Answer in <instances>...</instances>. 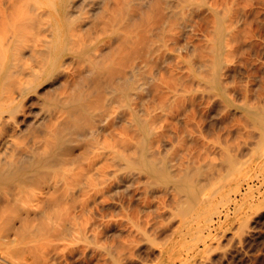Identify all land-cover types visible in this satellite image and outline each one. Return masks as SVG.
<instances>
[{"label":"bare ground","instance_id":"6f19581e","mask_svg":"<svg viewBox=\"0 0 264 264\" xmlns=\"http://www.w3.org/2000/svg\"><path fill=\"white\" fill-rule=\"evenodd\" d=\"M203 7L216 16L217 23L206 43L209 59H189L192 71L225 103L245 112L257 129L247 134L255 138L254 133L259 132L257 142L253 140V151L264 155V102L249 103L248 97V102L242 99L235 103L234 96L227 93L230 83L226 80L223 84L221 79L228 60L227 37L232 30L227 20L229 8L220 10L208 0H0V264H59L73 254L67 241L77 229L75 221L85 213L84 205L76 206L77 193L90 188L97 194L104 184L125 173L124 168L145 175L148 187L171 192V186L175 190L173 197L176 192L179 194L175 196L178 209L174 211L181 217L180 229L174 232L177 236L198 218L222 223L253 194V189L261 192L251 179L244 188L238 185L234 197L226 200L214 220L209 217L213 197L227 186L231 176L238 178L243 160L228 146L221 149L219 162L209 158L211 154L207 155L204 149L208 159L203 161L206 156L201 157L199 164L191 163L194 156H188L192 161L187 157L188 162L178 166L172 157L178 166L175 170L169 154L173 148L167 152L165 147L166 152L161 153V142L158 141L160 148L154 146L156 127L164 130L160 120L157 122L163 130L156 126L154 117L158 110L160 113L166 105L171 106L168 102H173L168 100L165 105L167 99H163L156 101L157 105H149V97L153 100L155 95L150 94L154 90H148L153 75L151 67H147L161 56L162 49H168L169 43H178L177 35L182 37L189 28L192 30L194 25L188 23L189 19ZM177 46L172 49H180ZM234 81L231 84L235 90ZM176 83L175 88L169 86L174 92ZM118 127L122 129L116 130ZM125 129L132 131V136L125 138ZM171 139L172 142L174 138ZM246 140L243 143L249 139ZM155 147L160 151H155ZM200 154H196L199 160ZM215 155L212 154L214 158ZM78 229L87 242L77 252L82 260L79 264H91V253L96 249L104 264L109 259L119 264L106 246L94 240L92 225L84 223ZM201 229L197 225L193 231L195 239L202 238ZM169 243H162L160 256Z\"/></svg>","mask_w":264,"mask_h":264},{"label":"rangeland","instance_id":"374dc122","mask_svg":"<svg viewBox=\"0 0 264 264\" xmlns=\"http://www.w3.org/2000/svg\"><path fill=\"white\" fill-rule=\"evenodd\" d=\"M208 1L213 3L220 10L229 8L227 20L229 21V25L231 23L232 30L227 37L228 46L226 57L228 60L222 69L223 77L221 75L223 84L226 80L227 83H230V85L227 84L228 95L230 97L231 95L232 97L234 96L232 99L235 100V103H241L242 99V102H248V97H250L249 101L251 99L252 102L250 101L249 103L260 102L261 104L264 102L262 101L264 98L261 97H264V0ZM200 11H197L198 13H193L194 15L198 14L197 17L196 15L194 17L192 14V18L189 19L188 23L190 25H194L192 30L189 28V31L181 34L183 35V38L177 35L176 39L179 40L177 43L179 46L177 47L180 49H172L177 44L169 43L168 49H162L161 51V53L163 52L164 54L162 53L161 56L158 55V57L150 63V66L147 67V70L151 67L153 75V80L148 83V90H154V92H150V94L153 96L155 95V98H159L158 100L155 98L152 100V98L149 97V105L151 103L152 105L150 106H154L155 104L157 105L158 103L163 102V99H167L165 100V105L168 100L173 102V104H169L168 102V106H171L167 107L166 105L167 108L165 107L166 111L170 108L169 113L167 111L168 115L166 113L164 114V109L162 112L160 111V113L158 110L156 116L154 117L156 119L155 124H158L156 126L161 127L159 124V122H161L162 127L164 128V130L162 127L160 129L163 130V132L158 131L159 128L156 127L155 131L158 132V135L155 134V138L153 137V140L155 139V142L153 141L154 146L156 145V147L160 148L162 145L160 149L161 153H165L166 150L168 152L169 148L171 151V148H173L172 152H169V154L171 158L175 156L176 162L172 158L173 163L175 162L178 166H183V161L185 163L188 162L187 159L185 161V158L188 156H194L195 159L193 158V161L191 157H188V160L191 159L189 161L196 164H199L200 162L202 163V159L205 156L207 158L205 157L203 161L208 159L209 156V158L211 157L213 161L216 160L219 162L221 157L220 151L226 146L229 147V150L233 154L238 156L240 161L243 160V165L241 166L238 178L235 179L236 176H231L233 178L230 177V179L225 183L227 186H225L213 197V202H211L212 211L209 212L211 216H208L212 217L214 220L217 219V212L219 210H223L225 207L227 203L226 200L234 197L235 189L238 185L240 186L242 184L240 187L243 186L244 188L246 181L251 179L252 182L260 187L259 189L261 192L253 189V194H249L246 201L237 205L230 218L224 220L222 223L213 224L208 220L206 221L203 217L198 218L195 223L193 222L191 227L182 228V232L177 236L174 232L176 229H180L179 220L181 217L176 213L178 209V203L176 202L178 198L176 197H178L179 194L176 192L174 194L176 197H173L175 190L171 186V192H166L161 188L157 189L153 186L148 187V185H145L147 180L145 175L138 174V172L134 169L132 173L130 169L124 168V176L121 172L117 176V181V177L116 179L112 178L113 180L104 184L107 187L103 185V189L98 191L100 194L98 192L95 194L94 190L92 191L90 188H88L87 191L77 193L75 197L76 206H78V204L79 206L84 205L85 213L75 221L74 226H76L77 229L72 232V237H70L67 241L68 249L75 252L68 255L65 259H60V262L58 260L59 264H79V262L82 261L81 256H78L77 252L82 251L83 248L86 247L87 242L82 238L78 227L84 225V223H87L88 226L92 225V233L95 236L94 240L106 246L119 264H264V155L259 154L260 152L256 153L253 151L255 150L254 145L256 144L254 141L257 142L259 139V132L254 133L255 138L253 134L251 136L250 134H247L252 133V130H254L255 127L249 122L245 112L234 105L232 106L225 103L219 97L217 92L209 89V85L198 77L197 72L194 73L192 71V67L189 62L190 60L192 61L193 59L192 62H194L197 59L203 60L207 59L208 56L210 57L207 51L208 47H206V43L207 39L212 36L213 27H215L217 23V18L213 13L206 11L204 7ZM214 23L215 26H213ZM228 76L230 80H228ZM233 80H235L234 82L237 84L234 85L235 88L239 89H235L237 91L234 90L232 85ZM174 82H177L176 85H178L176 86L178 88L175 92L174 89H171L175 85ZM179 82H181L180 86L178 84ZM199 84L200 86H203L200 87ZM187 88L189 91H192L188 92ZM168 92L172 93L169 94ZM174 93L177 94L174 96ZM258 94L259 96L261 94V96L256 98L255 95L258 96ZM165 95L167 96L165 97ZM169 95H171V97H175L174 101H171L174 97L170 99ZM242 96L244 98H242ZM256 99H258V101H256ZM209 102H211V104ZM221 102L222 104H219ZM223 107L226 108V111H224L225 108ZM161 113L163 114L161 115ZM180 116H182V118ZM242 121L245 123V126H247V129H244L245 126ZM250 127L254 128L250 129ZM237 128L240 129L242 135L244 134L243 137ZM241 128L245 131L242 132ZM119 129H122V127H118V129L116 128V130ZM256 130L254 131L256 132ZM123 131V134L126 136H124L125 138L132 136V131L126 129ZM237 132H239V134H237ZM256 134H258V136ZM159 135L161 136L159 137ZM162 135L163 138L161 139ZM156 136L161 140L156 138ZM169 136H171L172 139L174 138L173 140L176 139L179 143L177 142V144L175 143L176 140L173 141L171 139L173 144L175 143L174 147H172L173 144H171V137L168 138ZM176 137H178V139ZM246 139L254 141L250 142L248 140L250 144L248 142H244L246 144L245 145L243 141ZM218 140H220L222 144L219 143ZM168 141H170V147ZM213 142H215V144ZM223 142H226L224 143L225 145ZM239 142L240 144H238ZM158 143H160V146ZM206 145H208V147L212 145V147H209L208 149ZM156 147L154 150L160 151L159 148ZM165 147H167L166 150ZM211 148L213 149L210 150ZM174 149L177 151H174ZM215 150H217L219 154ZM188 151L190 153L192 152L193 155H190ZM203 151L207 155L208 153L211 155H204L205 153ZM209 151H211V153ZM249 151L252 152V158L250 157ZM173 152L174 154L171 156V153ZM200 152L203 155H201ZM180 153L182 155H185L186 153L187 155H185V157L184 155L180 156ZM178 154L180 155L178 156ZM196 154L198 156L200 154L201 161L198 159L199 157L196 156ZM212 154L213 156L216 154L215 158ZM180 157L181 159H179ZM182 157H184V160H182ZM178 159L181 161H178L177 163ZM247 159L250 160L248 161ZM244 162L247 163L244 164ZM175 163L173 164L174 167L176 166ZM176 167L175 170H177ZM180 168L181 167L178 169ZM127 170H129V172ZM135 171L137 173H135ZM129 173L132 174V176ZM141 180H143L142 183L140 182ZM228 181L230 184H228ZM109 182L111 183L108 184ZM128 183L131 184L130 189ZM140 184L144 187L142 188ZM131 186H135V188H132ZM152 187L154 189H152ZM149 188H151V190ZM152 190L154 194L152 193ZM157 190H160V192ZM138 192H140V195ZM148 193L149 196H147ZM174 198L175 202L173 203ZM172 209L174 210L172 211ZM171 212H174V214L176 213L177 218ZM172 214L173 216H171ZM172 219L174 221L178 220V224H173L174 221ZM197 225H200L202 228L201 230L203 236L201 239H195L193 235V231ZM166 240L170 243L164 245L167 247V250L164 255L160 256L161 245L162 243H166ZM72 256L74 257L72 258ZM106 257L109 259L108 256ZM100 258L102 257L96 249L94 253H91V262L89 260L88 261L91 264H94V262H96V264H104L103 258ZM72 259H75L74 261L76 263H72L74 262ZM106 264L114 263L109 259Z\"/></svg>","mask_w":264,"mask_h":264}]
</instances>
